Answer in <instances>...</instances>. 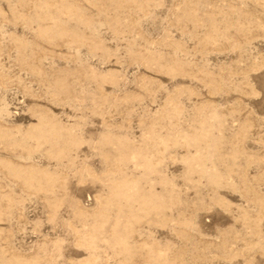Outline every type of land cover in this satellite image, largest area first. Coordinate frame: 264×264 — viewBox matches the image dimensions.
I'll return each instance as SVG.
<instances>
[{
    "label": "rangeland",
    "instance_id": "1",
    "mask_svg": "<svg viewBox=\"0 0 264 264\" xmlns=\"http://www.w3.org/2000/svg\"><path fill=\"white\" fill-rule=\"evenodd\" d=\"M0 264H264V0H0Z\"/></svg>",
    "mask_w": 264,
    "mask_h": 264
}]
</instances>
